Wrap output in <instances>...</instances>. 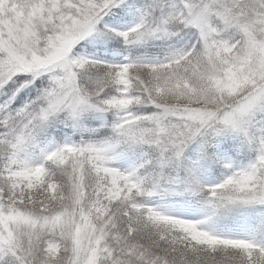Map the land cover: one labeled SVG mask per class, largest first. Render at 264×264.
Listing matches in <instances>:
<instances>
[{"label":"snow or ice","instance_id":"snow-or-ice-1","mask_svg":"<svg viewBox=\"0 0 264 264\" xmlns=\"http://www.w3.org/2000/svg\"><path fill=\"white\" fill-rule=\"evenodd\" d=\"M0 264H264V0H0Z\"/></svg>","mask_w":264,"mask_h":264}]
</instances>
